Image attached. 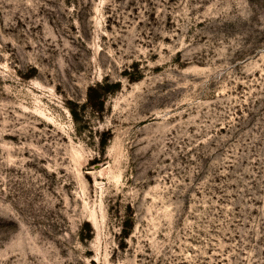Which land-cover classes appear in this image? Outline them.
Listing matches in <instances>:
<instances>
[{"label": "rangeland", "instance_id": "obj_1", "mask_svg": "<svg viewBox=\"0 0 264 264\" xmlns=\"http://www.w3.org/2000/svg\"><path fill=\"white\" fill-rule=\"evenodd\" d=\"M0 264H264V0H0Z\"/></svg>", "mask_w": 264, "mask_h": 264}, {"label": "trees", "instance_id": "obj_2", "mask_svg": "<svg viewBox=\"0 0 264 264\" xmlns=\"http://www.w3.org/2000/svg\"><path fill=\"white\" fill-rule=\"evenodd\" d=\"M111 86H109V84H106L104 86H101L100 88L103 90V93L101 94V96H103L104 98V94H106L107 92L111 91L112 89H110ZM96 91V89L91 88L90 89V103L92 105L93 108L97 109V110H102V102L97 104L95 101H93V92Z\"/></svg>", "mask_w": 264, "mask_h": 264}]
</instances>
